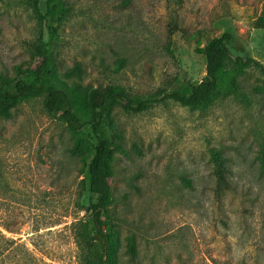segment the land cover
<instances>
[{
  "label": "rangeland",
  "instance_id": "1",
  "mask_svg": "<svg viewBox=\"0 0 264 264\" xmlns=\"http://www.w3.org/2000/svg\"><path fill=\"white\" fill-rule=\"evenodd\" d=\"M122 1L64 0L61 20L44 21L29 0H0V90L39 60L47 23L58 25L56 71L85 86L119 83L148 96L200 82V48L225 32L233 57L264 64V30L254 24L264 0ZM38 7L45 13L46 0ZM263 79L253 65L235 92L207 105L168 99L117 113L122 138L106 167L119 264H264ZM72 142L43 97L0 117V264H81L89 174H79ZM212 149L233 186L218 195Z\"/></svg>",
  "mask_w": 264,
  "mask_h": 264
},
{
  "label": "trees",
  "instance_id": "2",
  "mask_svg": "<svg viewBox=\"0 0 264 264\" xmlns=\"http://www.w3.org/2000/svg\"><path fill=\"white\" fill-rule=\"evenodd\" d=\"M129 1L123 0L122 4L128 5ZM29 2L44 21L49 18L59 21L67 12L64 0H46L45 13L38 7L39 0ZM254 24L264 30V3ZM46 25L48 39L40 40L35 46L39 60L30 65L23 76L12 81L13 90H0V117H11L13 109L23 101L43 97L46 111L66 124L73 139L70 154L82 163L79 174H89V205L85 207V217L78 221L80 239L88 247L81 264H119L109 214L114 202L110 184L113 171L106 167V161L119 148L122 138L117 113L142 112L168 99L188 107L204 106L219 96L235 92L240 86L239 75L248 67L257 65L264 75V64L252 57H233L229 46L234 41V34L225 32L211 37L200 48L206 60V76L200 82L161 88L148 96L134 93L119 83L85 86L56 71L55 36L58 25ZM262 87L264 89V79ZM212 160L216 194L232 190L225 158L219 149H212ZM82 182L85 181L82 179ZM135 244V235H131L128 246L132 253L135 252Z\"/></svg>",
  "mask_w": 264,
  "mask_h": 264
}]
</instances>
